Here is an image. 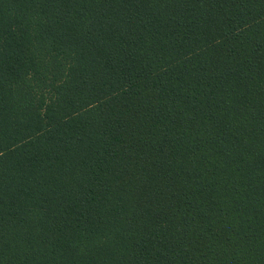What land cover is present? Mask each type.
Masks as SVG:
<instances>
[{
    "label": "trees",
    "instance_id": "1",
    "mask_svg": "<svg viewBox=\"0 0 264 264\" xmlns=\"http://www.w3.org/2000/svg\"><path fill=\"white\" fill-rule=\"evenodd\" d=\"M0 264H264V0H0Z\"/></svg>",
    "mask_w": 264,
    "mask_h": 264
}]
</instances>
